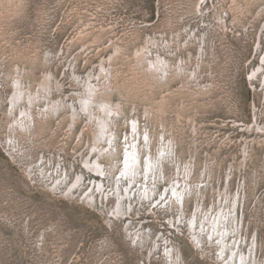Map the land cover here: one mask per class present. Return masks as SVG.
<instances>
[{"label":"rangeland","instance_id":"374dc122","mask_svg":"<svg viewBox=\"0 0 264 264\" xmlns=\"http://www.w3.org/2000/svg\"><path fill=\"white\" fill-rule=\"evenodd\" d=\"M0 264H264V0H0Z\"/></svg>","mask_w":264,"mask_h":264},{"label":"bare ground","instance_id":"6f19581e","mask_svg":"<svg viewBox=\"0 0 264 264\" xmlns=\"http://www.w3.org/2000/svg\"><path fill=\"white\" fill-rule=\"evenodd\" d=\"M174 193L177 194V191H175Z\"/></svg>","mask_w":264,"mask_h":264}]
</instances>
